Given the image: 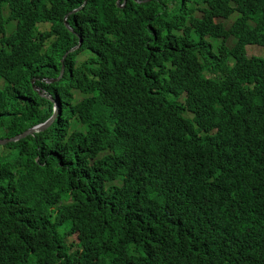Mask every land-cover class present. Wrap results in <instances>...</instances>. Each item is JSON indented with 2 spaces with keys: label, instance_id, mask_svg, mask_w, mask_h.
<instances>
[{
  "label": "trees",
  "instance_id": "1",
  "mask_svg": "<svg viewBox=\"0 0 264 264\" xmlns=\"http://www.w3.org/2000/svg\"><path fill=\"white\" fill-rule=\"evenodd\" d=\"M85 1L0 0V264H264V0Z\"/></svg>",
  "mask_w": 264,
  "mask_h": 264
},
{
  "label": "water",
  "instance_id": "2",
  "mask_svg": "<svg viewBox=\"0 0 264 264\" xmlns=\"http://www.w3.org/2000/svg\"><path fill=\"white\" fill-rule=\"evenodd\" d=\"M87 1H88V0L85 1V4L87 3ZM120 2H121V0H118V1H117V5H118V6H124V5H120ZM124 2H126V0H124ZM77 11H78V10H77ZM77 11H73V12H77ZM73 12H71V13H73ZM82 43H83V40L81 39V42H80L79 46H77V47H76L75 49H73L72 51L77 50V49L82 45ZM63 60H65V59H63ZM63 60H62V61H63ZM64 71H65V69L63 68V71H60V72H62V74H59V76H58V78L56 79V81H58V79H60V78L63 77V75H64ZM48 83H52V82H48ZM35 90H36L37 92H39V90H37V89H35ZM39 96L42 97V98H44V99H46V100H48V101H50V102H53V101L51 100L50 97L44 95V94L41 93V92H39ZM53 104H55L54 114H53L52 117L49 118V120H47V121L44 122V123H41V124L35 125V126H33V127H30V128L27 129L25 132H23V133H21V134H19V135H17V136L10 137V138H5V139H0V143H5V142L11 141V140H18V139H20L21 137L26 136L27 134H31V133H33V132H35V131H38V130L43 129V128L46 127L47 125H50V124L55 120V118H56V116H57V113H58V108H57L58 105H57L56 103H53Z\"/></svg>",
  "mask_w": 264,
  "mask_h": 264
},
{
  "label": "rangeland",
  "instance_id": "3",
  "mask_svg": "<svg viewBox=\"0 0 264 264\" xmlns=\"http://www.w3.org/2000/svg\"><path fill=\"white\" fill-rule=\"evenodd\" d=\"M224 23H225V25H228V24H230L231 23V20H229V19H227L226 21H224ZM0 38H1V35H0ZM263 51H264V49H261L260 47H250L249 49H248V54L251 56V55H260V54H262L263 53ZM85 56H87V55H83V56H80V59L78 60V62H79V65L82 63V62H84L85 61ZM1 83V82H0ZM5 139V138H4Z\"/></svg>",
  "mask_w": 264,
  "mask_h": 264
}]
</instances>
